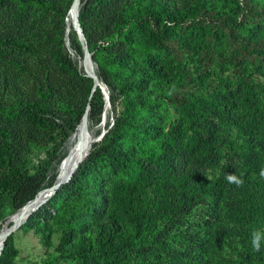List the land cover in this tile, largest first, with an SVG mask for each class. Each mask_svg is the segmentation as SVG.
I'll use <instances>...</instances> for the list:
<instances>
[{"label": "trees", "instance_id": "1", "mask_svg": "<svg viewBox=\"0 0 264 264\" xmlns=\"http://www.w3.org/2000/svg\"><path fill=\"white\" fill-rule=\"evenodd\" d=\"M73 1L0 0V229L13 213L4 212L7 200H11L15 211L19 210L52 186L58 174L57 171L47 174L27 170L28 145H25L36 140L32 128L47 126L60 111V104L66 105L61 114L68 118L72 131L77 130L85 114L94 125L101 123L105 114L112 115L119 92L108 65L106 67L99 57L102 50L112 56L118 69L128 70L133 76L132 89L140 92L147 88L149 79L143 72L147 68L153 69L151 74L156 72L157 61L164 59L160 55H148L142 61L137 59L134 54L139 42L135 35L138 31L146 46L157 51L168 50L175 43L177 49L174 50L180 53L188 44L198 54L199 66L202 65L204 71L190 75L191 87L182 90L181 97L173 99V107L180 114L177 125L164 140L143 149L148 154L146 163L132 162L126 156L115 158L121 169L126 168L128 160L136 174L133 184L116 181L109 195L111 212L130 223V233L113 245L103 244L92 249L80 244L69 248L70 234L63 229L56 248L60 254L41 264L61 260L80 264L153 260L169 243L164 230L167 226L161 227V223L167 221L165 225L168 222L175 225L180 220L199 218L204 208L211 217L217 214L223 225L236 227L238 243L241 242L237 259L240 264H264L261 254L264 241L259 252L251 243L253 227L264 204V178L259 176L264 158L250 177L234 168L239 157L250 153L248 140L244 138L264 120V85L256 76L260 69L264 75V33L247 41L240 31L246 27L249 13L264 16V5L258 10L247 3L248 10L240 17L243 8L239 0H194L181 7H171L165 0H80L79 21L97 64L96 74L113 94L108 109L103 91L97 88L99 85L93 89L95 80L88 75L87 62L83 63V71L79 67L84 59L79 36L70 32V45L63 38ZM184 25L193 36L186 43H179L177 29ZM228 42L229 48L223 49ZM236 42L241 45L235 47ZM250 49L258 54L256 60L248 58ZM178 53H173L170 62L186 67L177 57ZM189 54L195 58L193 53ZM59 70L70 74L61 80V85L52 77V73ZM87 77L92 96L88 101L89 109L85 110L71 101L67 80L81 81ZM229 104L234 106L232 119H228L226 125L214 121L210 109L217 107L226 111ZM21 122L30 128L24 134L17 128ZM123 128L120 120L115 127L108 129L107 126L104 137L114 136L113 148L123 144ZM96 145L97 142L92 147ZM91 149L71 179L49 200L56 201L63 191L79 187L86 169L109 155ZM191 151L196 153L197 161L208 163L216 172L210 176L198 168H184L186 152ZM228 174L237 175L243 184L229 183ZM201 218L207 219L205 215ZM42 224L40 216L32 213L22 226L33 225L41 231ZM45 244H50V234ZM17 255L12 232L4 241L0 264H16Z\"/></svg>", "mask_w": 264, "mask_h": 264}, {"label": "rangeland", "instance_id": "2", "mask_svg": "<svg viewBox=\"0 0 264 264\" xmlns=\"http://www.w3.org/2000/svg\"><path fill=\"white\" fill-rule=\"evenodd\" d=\"M165 1L171 7H181L185 3L194 2V0ZM239 1L243 8L240 17L248 10L247 3L249 5L252 3V6H256L254 9L258 10L264 5V0H256L257 3L249 0ZM247 19L246 27L240 31L246 40L250 41L264 33V16L249 13ZM65 23L63 38L67 45H70L69 33H76V31L68 18ZM186 27V25L179 26L177 29L179 43H186L193 36V32L187 30ZM135 35L139 42L134 55L138 60H145L148 55H160L164 61H157L156 72L151 74L153 69L150 68L143 72L142 75L149 79V84L147 88L139 92L131 88L133 76L129 75L128 70L118 69L112 62V56L104 50L99 53L102 63L106 67L108 65L111 71L112 81L117 84L119 99L113 106L112 115L110 117L108 114L106 115L103 127H101L102 122L94 125L88 118V128L92 129L95 135L98 131H100V135L103 133V137L97 141V145L92 147L91 151H100L109 155L86 169L79 187L63 191L56 201L48 200L33 213H37L42 220L41 231L33 225L23 227V224L14 231V242L18 249V255L15 258L16 264H41L48 258L56 259L60 254L56 248L62 237L63 229H67L70 234L67 243L69 248H76L80 244L92 249L103 244L113 245L130 233V223L111 212L109 195L116 181L133 184L137 179L135 170L133 166L129 165L128 160L126 168L121 169V165L115 158L126 156L130 157L132 162L146 163L145 157L148 154L144 153L143 149L150 148L153 143L164 140L177 125L176 122L180 114L173 107V99L181 97L182 90L191 87L190 75L204 71V67L199 66L198 54L194 53L188 44L185 49H181L180 53L174 50L177 47L174 48L175 43L171 44V48L168 50L157 51L146 46L141 33L137 31ZM208 35L211 36L210 33ZM233 45L239 47L241 44L236 42ZM223 46V49L227 50L230 43ZM251 50L247 53L248 58L251 61L256 60L258 54ZM71 52L75 55L74 50L71 49ZM173 53L179 54L176 56L182 59L183 65L186 67L180 66L175 61L170 62L169 59L173 57ZM189 53H193L195 58H192ZM93 64L96 72L97 64L94 61ZM79 67L83 71V61ZM257 68L258 66H255V69ZM261 70H257L256 76L264 85V75L261 74ZM60 71L52 73V77H55L56 82L61 85V80L64 81L70 74ZM83 75L86 77L84 72ZM67 83L71 101L88 110V101L92 96L90 78L87 77L81 81L67 80ZM97 88L102 91L100 86ZM29 91L32 93L31 89ZM65 107L66 105L62 104L61 106L60 104V111L52 116L47 126L32 128L36 133V140L28 141L25 145V147L28 145L26 168L30 173L40 170L47 174L57 171L59 174L61 162L68 155L74 143V132L76 133L82 125L81 122L75 131L69 129L68 118L64 116V113L61 114V109L65 110ZM110 108L111 106L108 107V109ZM233 108V104H229L226 111L212 107L209 113L211 117H214V121L226 125L228 119H232ZM117 120L122 121L124 126L122 131L124 135L121 137L123 144L113 148L114 136L104 137V135L111 125L115 127ZM17 128L23 134L30 130L24 122L18 124ZM242 139L243 137L240 138L241 141ZM244 139L248 140L250 149L248 152L250 153L239 157L234 163V168L240 169L243 176L250 177L252 171L256 170L264 158V120L255 126L249 136ZM186 154L187 157L182 165L184 168H198L210 176L216 172V169L210 167L208 163L197 161L194 157L195 152H186ZM16 211L11 200H7L4 212L6 214L13 213L7 215L6 224L9 223L10 217ZM200 213L207 219L201 218L202 216L191 217L185 221L180 220L175 225L172 224L173 222H168V225H165L167 221L162 222L161 227L167 226L164 229L169 241L166 249L160 250L157 254L158 257L152 258L153 260H141L130 264H240L237 259H239L241 242L238 243L236 227L232 224L223 225L217 218V214L211 217L205 208ZM253 228L264 231V204L258 214L257 224ZM49 234L50 244L46 245L45 238ZM261 254L264 256V249ZM55 264L80 263L61 260ZM91 264L99 263L92 261Z\"/></svg>", "mask_w": 264, "mask_h": 264}, {"label": "bare ground", "instance_id": "3", "mask_svg": "<svg viewBox=\"0 0 264 264\" xmlns=\"http://www.w3.org/2000/svg\"><path fill=\"white\" fill-rule=\"evenodd\" d=\"M79 6H80V0H76L71 10L69 11L68 20L71 21L72 23L71 25H73V18L75 17ZM71 25L69 26L71 27ZM87 64H88V75L92 76L91 66L88 62ZM110 106H111V101L109 95V97H107L106 99V108ZM104 120H106V114L104 116ZM104 123L105 121L102 122L101 127H103ZM102 137L103 135L100 134L95 135L93 134V132L89 133L88 128L82 125L79 127V130L76 132L74 137V143L71 146V152L69 155H67V157L64 158V160H62L60 165V171L54 184L50 187H46L43 193L41 194V196L33 199L32 201L24 205L22 208L17 210L16 213H14L10 217L9 223L1 227L0 254L3 249L4 240L8 237V235L14 232L15 230H17L22 224H24L27 221V217L30 214L34 213L37 209L41 207L42 204L46 203L50 199V197L54 194L52 193L54 185L66 180V178H68L71 175V173L78 167L79 162L88 153L92 145L95 142L99 141Z\"/></svg>", "mask_w": 264, "mask_h": 264}, {"label": "water", "instance_id": "4", "mask_svg": "<svg viewBox=\"0 0 264 264\" xmlns=\"http://www.w3.org/2000/svg\"><path fill=\"white\" fill-rule=\"evenodd\" d=\"M75 2H76V0L73 1V4ZM73 4H72V6H73ZM72 6H71V8H72ZM71 8H70V10H71ZM79 8H80V6H79ZM79 8L77 9L76 15L73 18V27H74L77 35L79 36V39L81 40V42L83 44V49H84V59H83V63L86 64V62H88L90 64V66H91L92 76L95 79V84H94L93 89H95L96 85L99 84V86L102 88V91H103V93L105 95V99H107V97H109V95L113 98V94H112L111 89L101 79H99V77L97 76V74L95 72V68H94V64H93V58H92V53L89 50V45L86 42V36H85V34L83 32V29H82L81 24H80V21H79ZM103 121H105V120L103 119ZM82 126L88 128V116H87V114H85L84 117H83ZM88 132L90 133V132H92V130L88 128ZM75 134L76 133H74V136H75ZM101 135H103V134H101ZM70 152H71V148L69 150L68 155L70 154ZM82 161H80L79 164ZM79 164H78V166H79ZM76 169L71 173V175L68 178H66V180H64L62 182H59L58 184H55L52 193H55L57 191V189L60 188L63 183L69 181L71 179V177L73 176V174L75 173ZM29 216L27 217V219L29 218ZM3 246H4V243H3Z\"/></svg>", "mask_w": 264, "mask_h": 264}, {"label": "clouds", "instance_id": "5", "mask_svg": "<svg viewBox=\"0 0 264 264\" xmlns=\"http://www.w3.org/2000/svg\"><path fill=\"white\" fill-rule=\"evenodd\" d=\"M259 176L264 178V168L260 170ZM226 179L229 183L237 186H241L243 184V180L235 174H228ZM262 241H264V231L254 230L251 234V243L255 251H260Z\"/></svg>", "mask_w": 264, "mask_h": 264}]
</instances>
